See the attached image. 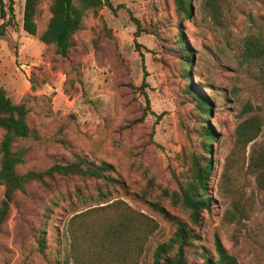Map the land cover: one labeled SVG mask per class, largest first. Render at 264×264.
<instances>
[{
  "label": "rangeland",
  "instance_id": "rangeland-1",
  "mask_svg": "<svg viewBox=\"0 0 264 264\" xmlns=\"http://www.w3.org/2000/svg\"><path fill=\"white\" fill-rule=\"evenodd\" d=\"M48 4L42 0L38 6L35 36L22 29L24 0H14L10 24L0 20L5 24L0 86L13 103L26 106L31 129L27 139L17 142L26 150L17 170H43L75 156L112 165L125 190L117 188L111 199L158 223L139 262L152 264L154 249L174 229L138 195L149 180L154 186L148 199L158 187L175 189L190 177L192 158L202 161V121L186 92L191 85L210 104L206 126L215 140L209 156L210 206L188 259L198 264L202 254L215 258L217 236L239 264H264V191L253 176L244 175L240 197L246 218L229 223L223 216L231 205L218 190L242 120H261V132L250 147H264V55L251 59L246 49L249 38L264 46V0H193L189 18L176 13L173 0H111L114 10L103 7L97 16L86 14L66 58L38 39L49 18ZM133 19L140 24L138 36ZM179 38L190 55L186 78ZM143 71L148 103L140 88ZM77 188L96 193L93 181L62 178L50 189L32 183L18 193L0 228V264H62L69 257L68 218L94 203L71 210L67 194ZM2 194L0 186V200ZM163 204L186 218L168 201Z\"/></svg>",
  "mask_w": 264,
  "mask_h": 264
},
{
  "label": "trees",
  "instance_id": "trees-1",
  "mask_svg": "<svg viewBox=\"0 0 264 264\" xmlns=\"http://www.w3.org/2000/svg\"><path fill=\"white\" fill-rule=\"evenodd\" d=\"M42 0H24L22 29L30 35L37 33L36 15ZM49 18L45 30L38 39L44 45H51L55 52L66 58L73 47V36L81 29L88 12L97 16L99 10L107 7L114 10L111 0H48ZM193 0H173L175 11L182 17L191 15ZM7 2V3H6ZM0 0V20L11 23L14 0ZM214 9V8H213ZM215 10V9H214ZM137 27L135 36L141 32L140 24L133 19ZM5 34V24H0V37ZM179 59L184 67L183 76L191 66L190 55L182 39H178ZM139 48V46H137ZM246 49L251 59L264 55V46L256 39H247ZM138 50V49H137ZM146 71L140 88L146 102L144 88L147 87ZM195 103V109L202 121L203 133L202 161L193 157L190 177L179 181L175 189L158 187L154 197H150L154 182L149 180L138 199L147 204L151 212L160 216L173 227L171 236L158 244L152 253V264H197L189 261L188 255L193 250L200 236L196 229L203 218V213L210 206L209 177L211 171V143L215 135L206 120L210 117V104L202 91L189 86L186 91ZM148 110V104H147ZM247 107L245 112H250ZM146 113H143V116ZM262 122L256 116L247 117L235 128L233 148L227 157L220 175L218 190L231 205L224 212V220L233 223L246 218V211L241 201V179L251 175L258 189L264 191V147L251 146L261 132ZM0 186L3 188L0 200V228L9 217L16 195L24 193L28 185L38 183L50 189L58 178L78 179L81 182L93 181L95 194H84L77 188L68 193L69 207L74 210L78 205L83 209L74 210L66 223L69 238V257L62 264H139L150 236L158 229V223L140 211L132 209L121 200L111 199V193L125 186L114 175V167L106 162L96 164L86 158L75 156L66 162H57L43 170H27L21 173L17 167L25 162L26 150L17 147V142L31 135L28 124V109L24 104H15L0 86ZM249 151L246 154V149ZM166 200L172 207L178 208L186 218L171 213L163 204ZM42 247V245H41ZM215 258L201 255L198 264H239L229 255L219 238H214ZM55 264H61L56 262Z\"/></svg>",
  "mask_w": 264,
  "mask_h": 264
}]
</instances>
